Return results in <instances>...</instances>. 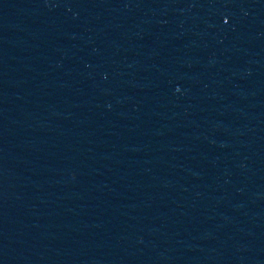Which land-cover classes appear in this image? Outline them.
Returning a JSON list of instances; mask_svg holds the SVG:
<instances>
[{"label": "water", "instance_id": "water-1", "mask_svg": "<svg viewBox=\"0 0 264 264\" xmlns=\"http://www.w3.org/2000/svg\"><path fill=\"white\" fill-rule=\"evenodd\" d=\"M0 264H264V0H0Z\"/></svg>", "mask_w": 264, "mask_h": 264}]
</instances>
